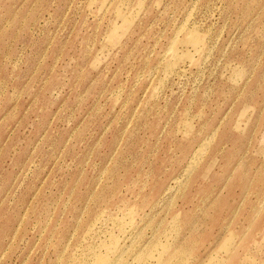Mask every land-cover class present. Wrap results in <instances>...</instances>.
<instances>
[{
  "label": "rangeland",
  "instance_id": "1",
  "mask_svg": "<svg viewBox=\"0 0 264 264\" xmlns=\"http://www.w3.org/2000/svg\"><path fill=\"white\" fill-rule=\"evenodd\" d=\"M0 264H264V0H0Z\"/></svg>",
  "mask_w": 264,
  "mask_h": 264
},
{
  "label": "bare ground",
  "instance_id": "2",
  "mask_svg": "<svg viewBox=\"0 0 264 264\" xmlns=\"http://www.w3.org/2000/svg\"><path fill=\"white\" fill-rule=\"evenodd\" d=\"M185 27H183L182 29H184ZM182 31V30H181ZM178 37V36H177ZM175 42V41H174ZM206 144L204 143V144H202V145H200L199 147H198V149L195 151V153H194V155H193V157H192V161H191V163H190V165L188 166V168H187V171H190V170H192L193 169V167L196 165V163H197V161H198V159L201 157V155L205 152V147H207V146H205ZM205 146V147H204ZM204 155V154H203ZM186 171V170H185Z\"/></svg>",
  "mask_w": 264,
  "mask_h": 264
}]
</instances>
